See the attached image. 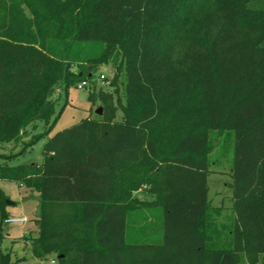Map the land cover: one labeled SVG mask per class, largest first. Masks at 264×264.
<instances>
[{
  "label": "trees",
  "instance_id": "trees-1",
  "mask_svg": "<svg viewBox=\"0 0 264 264\" xmlns=\"http://www.w3.org/2000/svg\"><path fill=\"white\" fill-rule=\"evenodd\" d=\"M91 43L105 47L78 48ZM110 57L125 74L120 118L112 81V92L88 97L102 101L99 117L49 137L39 164L0 163V180L39 194L32 256L237 264L264 255V0H0V143L34 121L54 123L55 91L91 79ZM215 131L234 135V218L222 243L205 155ZM143 183L161 190L158 240L128 232ZM7 199L0 187L3 223Z\"/></svg>",
  "mask_w": 264,
  "mask_h": 264
},
{
  "label": "rangeland",
  "instance_id": "rangeland-1",
  "mask_svg": "<svg viewBox=\"0 0 264 264\" xmlns=\"http://www.w3.org/2000/svg\"><path fill=\"white\" fill-rule=\"evenodd\" d=\"M210 1V0H205ZM24 11L29 15L25 6ZM105 45L91 43L78 48L86 53H100ZM121 57L118 62H121ZM72 70H78L73 64ZM125 74L119 71L111 59L102 63L99 70L87 79L88 85L85 89L71 86L66 89H57L52 96L56 101V112L58 118L48 126L44 121L38 120L32 122L17 139L7 143H0L1 156H13L8 160L9 165H19L23 163H40L42 158V149L45 141L56 134L58 131L66 129L74 124L81 122L88 116L97 118L99 115L96 110L100 107L103 111L101 100L88 99L94 96L99 89L106 92H112L114 86L112 81H116L118 92L114 93L113 102L118 106L115 116L120 118L122 112L120 108L125 104L126 97L124 93ZM85 95L86 98H82ZM46 133L34 145L27 147L28 142L38 134ZM213 143L206 150V158L209 162V174L207 177L208 200L211 212L213 226L219 230L222 243L227 236L228 230L233 222V179L232 165L234 154V135L229 131L213 132ZM166 146V145H165ZM21 150H24L21 152ZM20 152V153H19ZM2 160L0 159V163ZM151 185L143 183L133 195L140 201L145 202L144 206L132 209L128 217V232L130 236L149 237L158 240L162 230V213L160 200L159 184ZM0 187L5 192L10 204H6V217L20 218L26 217V222H8L3 223L0 212V264L2 256L8 259L9 264H52L51 260L56 259L54 255L46 259H36L30 251V241L27 240L32 233L37 231L34 218L39 211V194L30 189L24 183L0 180ZM137 230H136V229ZM29 234V235H28ZM149 239V240H150ZM56 264L57 261H56ZM237 264H264V255H244L239 256Z\"/></svg>",
  "mask_w": 264,
  "mask_h": 264
},
{
  "label": "built area",
  "instance_id": "built-area-1",
  "mask_svg": "<svg viewBox=\"0 0 264 264\" xmlns=\"http://www.w3.org/2000/svg\"><path fill=\"white\" fill-rule=\"evenodd\" d=\"M87 85H88L87 81H82V82L78 83L77 87L80 89H85L87 87ZM5 221H6V223H8V222H23L24 223L27 221V219H26V217H20V218L8 217ZM51 263L56 264V259H52Z\"/></svg>",
  "mask_w": 264,
  "mask_h": 264
},
{
  "label": "crops",
  "instance_id": "crops-1",
  "mask_svg": "<svg viewBox=\"0 0 264 264\" xmlns=\"http://www.w3.org/2000/svg\"><path fill=\"white\" fill-rule=\"evenodd\" d=\"M82 98H86L85 95H81ZM0 159L2 160L1 163H8L9 158H5L4 156L0 155Z\"/></svg>",
  "mask_w": 264,
  "mask_h": 264
},
{
  "label": "water",
  "instance_id": "water-1",
  "mask_svg": "<svg viewBox=\"0 0 264 264\" xmlns=\"http://www.w3.org/2000/svg\"><path fill=\"white\" fill-rule=\"evenodd\" d=\"M96 113H97L98 115H100V114L102 113V109L99 107V108L96 110ZM6 203H7V204H10L11 202L7 199V200H6Z\"/></svg>",
  "mask_w": 264,
  "mask_h": 264
}]
</instances>
